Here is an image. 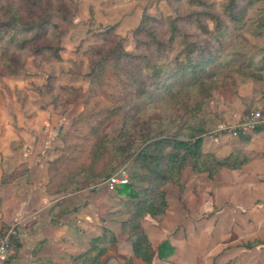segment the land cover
<instances>
[{
    "label": "rangeland",
    "instance_id": "obj_1",
    "mask_svg": "<svg viewBox=\"0 0 264 264\" xmlns=\"http://www.w3.org/2000/svg\"><path fill=\"white\" fill-rule=\"evenodd\" d=\"M44 1L48 12L59 14L53 17V22L62 32L61 60L48 59L36 63L35 57L28 56L25 69L18 75L0 76V157L3 154L12 155L11 144L20 142L23 146L16 148L15 154L21 158L27 155L51 158L47 162L49 183L48 169L51 162L63 155L66 147L64 138H68L70 143L80 141L72 123L84 112L85 101L89 97L88 75L91 60L96 58L91 48L103 44L99 35L112 30L127 51H135L134 32L145 14L156 19H174L176 14L166 0ZM224 1L214 0L219 3ZM210 27L213 31L212 24ZM260 30L264 31V2L250 8L243 21L228 23L226 29L219 32L213 31V37L222 43L225 62L239 56L245 59H237L223 73L226 85L212 93L200 112L208 128L203 136L202 152L221 159L240 154L248 162L236 169L237 173L224 169L223 174L224 170L213 179L206 173L197 174L187 167L180 183L165 186L167 209L162 214L147 215L141 222L155 254L152 264H264V225L260 226L256 215L248 212L245 204L247 197L241 193L243 186H251L258 192L263 189L264 150H258L263 156L254 162L257 157H252L247 149L242 150L239 146L253 132H239V127L246 117L258 110L249 101L241 103L238 100L240 85L237 77L238 71L249 63L248 55L242 50L250 45V38ZM176 47L177 44L169 52L170 57ZM1 69L0 65V72ZM124 121V113L115 116L101 128L100 134L117 139ZM80 131L86 132L87 127L81 124ZM26 144H30L27 149L24 148ZM117 173L125 174L131 183L135 173L144 174L145 171L130 158L118 167ZM27 176L25 163H20L11 173L4 175L8 180L16 181ZM246 177L254 182H243ZM106 182L93 184L82 180L77 191H65L56 196L47 192L60 198L49 211L52 217L50 224L53 225L63 220L71 223V215L93 201L89 202V193L98 195L94 200L95 228L89 236L86 230L79 231L87 235L86 249L70 256V259L66 258L64 263L50 257L46 264H77L72 257L89 251L92 240L101 237L104 230L111 231L117 237V243L109 247L103 262L145 264L134 255L129 234L122 231V224L133 213V200L119 193V187L110 190ZM72 193L81 198L78 207L72 201ZM83 198H88L86 203ZM256 200L263 201L264 194ZM243 207L245 210H242ZM165 241L175 251L169 258L161 260L157 250ZM16 253L13 249L11 261L17 258Z\"/></svg>",
    "mask_w": 264,
    "mask_h": 264
},
{
    "label": "trees",
    "instance_id": "obj_2",
    "mask_svg": "<svg viewBox=\"0 0 264 264\" xmlns=\"http://www.w3.org/2000/svg\"><path fill=\"white\" fill-rule=\"evenodd\" d=\"M166 1L176 17L156 19L145 14L134 32L135 51H127L112 30L99 35L103 44L91 48L96 58L91 60L88 75L89 97L84 112L72 123L80 141L70 143L65 137L63 155L48 169L47 192L56 196L79 190L82 180L93 184L107 181L133 158L145 173H135L131 183L120 187L119 193L129 196L134 205L122 231L129 234L134 255L145 264H152L155 254L141 222L147 215L165 212L166 185L180 183L187 167L213 179L224 169H240L248 162L240 154L221 159L202 152L208 128L200 112L212 93L224 86L223 73L237 59H245L239 56L225 62L222 43L213 37V31L243 21L250 8L264 2ZM48 9L44 0H0V76L18 75L28 56L35 57L36 63L61 60L62 32L53 22L59 14ZM123 113L118 138L102 136L101 128ZM81 124L86 132L80 131ZM115 243L117 237L104 230L92 240L89 251L72 259L77 264H106L102 258ZM20 247L16 242L14 250ZM174 251L165 241L157 256L165 260Z\"/></svg>",
    "mask_w": 264,
    "mask_h": 264
},
{
    "label": "crops",
    "instance_id": "obj_3",
    "mask_svg": "<svg viewBox=\"0 0 264 264\" xmlns=\"http://www.w3.org/2000/svg\"><path fill=\"white\" fill-rule=\"evenodd\" d=\"M250 39V45L242 50L249 57L248 66L237 73L240 85L238 100L241 103L247 100L256 110H260L264 109V31H258ZM245 140L246 142L239 146L242 150L247 149L252 157H257L254 161L257 162L259 156H263V153L258 150H264V125L256 128ZM27 145L30 144L24 145L25 149ZM20 146L21 148L23 146L20 142L11 144L14 153L10 156L3 154V157H0V236L5 229L16 225L20 232L17 243L21 246L16 253L17 258L12 261L10 258L6 264H46L50 257L52 260L56 259L64 263L66 258L70 259V256L86 249L88 240L86 237L91 235L95 228L96 203L94 200L98 193H89L87 196L89 202L93 201L71 215V223H65L63 220L57 225L50 224L49 219L52 217L49 216V211L60 201L59 197L49 195L46 189L49 180L47 162L51 158L43 155L42 157L27 155L21 158L17 153L15 154V149ZM252 150L255 151L252 152ZM20 163L27 165L29 176L22 177L18 181L12 179L4 182V175L11 173ZM224 172L225 170L222 174ZM251 180L253 179L246 177L242 181ZM241 189V193L247 197L245 204L249 208L248 212L255 214L256 220L258 219L260 226L263 227L264 200L258 202L256 199L263 196L264 187L260 190L261 192L251 186H243ZM70 196L78 207L81 204V198L76 193ZM83 199L86 203L87 199ZM242 210H245V207ZM81 229L86 230L87 235L79 232Z\"/></svg>",
    "mask_w": 264,
    "mask_h": 264
},
{
    "label": "built area",
    "instance_id": "obj_4",
    "mask_svg": "<svg viewBox=\"0 0 264 264\" xmlns=\"http://www.w3.org/2000/svg\"><path fill=\"white\" fill-rule=\"evenodd\" d=\"M264 125V109L253 112L250 116L246 117L242 125L239 127L240 131L247 133L254 131L256 128ZM110 190H115L118 187L129 184L128 177L121 174H114L106 182ZM20 236L18 227L12 226L4 230L0 236V264H6L13 253L14 245Z\"/></svg>",
    "mask_w": 264,
    "mask_h": 264
}]
</instances>
